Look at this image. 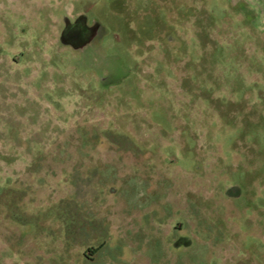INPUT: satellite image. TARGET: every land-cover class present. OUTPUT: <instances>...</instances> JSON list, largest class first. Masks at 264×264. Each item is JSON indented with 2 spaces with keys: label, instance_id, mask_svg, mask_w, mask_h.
Returning a JSON list of instances; mask_svg holds the SVG:
<instances>
[{
  "label": "rangeland",
  "instance_id": "rangeland-1",
  "mask_svg": "<svg viewBox=\"0 0 264 264\" xmlns=\"http://www.w3.org/2000/svg\"><path fill=\"white\" fill-rule=\"evenodd\" d=\"M74 1L0 8V264H264V0Z\"/></svg>",
  "mask_w": 264,
  "mask_h": 264
},
{
  "label": "flooded vegetation",
  "instance_id": "flooded-vegetation-1",
  "mask_svg": "<svg viewBox=\"0 0 264 264\" xmlns=\"http://www.w3.org/2000/svg\"><path fill=\"white\" fill-rule=\"evenodd\" d=\"M5 0H0V8L4 9V21L2 22L6 28H11L14 25L12 19L13 5L15 4L17 8L21 9L19 13L24 19L21 22L23 27L29 26L31 22H36L37 26L44 27H58V36L56 41L58 43H63L64 46L68 49H71L80 60H86V64L89 67H92L94 61H99L101 57L98 53L101 51L100 48H97V45H94L93 41L95 40V35L97 34L96 25H90L87 21L86 11L85 14H76L74 16H67V13H63L59 17H55L56 14L52 11L51 8H54L49 0H8L9 3H5ZM39 1L38 5L35 3ZM64 0H61L60 4H64ZM57 2V0H56ZM72 3V12L77 9L76 1L68 2L65 4V9L68 7V4ZM40 5V6H39ZM1 11V10H0ZM23 12V13H22ZM17 13V12H16ZM16 15L17 17H20ZM75 14V13H74ZM29 24V25H28ZM40 24V25H39Z\"/></svg>",
  "mask_w": 264,
  "mask_h": 264
}]
</instances>
